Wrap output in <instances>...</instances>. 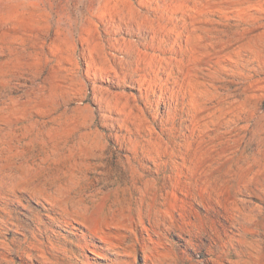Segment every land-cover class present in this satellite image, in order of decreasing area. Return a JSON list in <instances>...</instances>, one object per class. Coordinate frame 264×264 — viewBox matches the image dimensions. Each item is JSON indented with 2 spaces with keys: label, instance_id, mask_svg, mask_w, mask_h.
Returning a JSON list of instances; mask_svg holds the SVG:
<instances>
[{
  "label": "rangeland",
  "instance_id": "obj_1",
  "mask_svg": "<svg viewBox=\"0 0 264 264\" xmlns=\"http://www.w3.org/2000/svg\"><path fill=\"white\" fill-rule=\"evenodd\" d=\"M0 264H264V0H0Z\"/></svg>",
  "mask_w": 264,
  "mask_h": 264
}]
</instances>
